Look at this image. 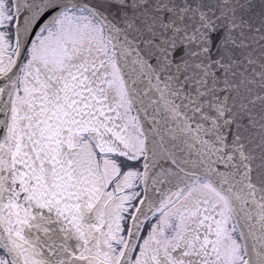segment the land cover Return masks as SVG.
<instances>
[{"label": "snow or ice", "instance_id": "6c2138e0", "mask_svg": "<svg viewBox=\"0 0 264 264\" xmlns=\"http://www.w3.org/2000/svg\"><path fill=\"white\" fill-rule=\"evenodd\" d=\"M0 264H264V0H0Z\"/></svg>", "mask_w": 264, "mask_h": 264}]
</instances>
